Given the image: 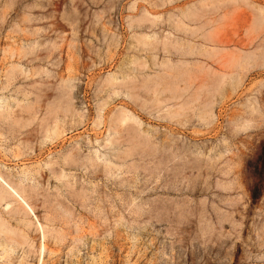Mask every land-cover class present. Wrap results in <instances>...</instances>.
Segmentation results:
<instances>
[{"label":"rangeland","instance_id":"obj_1","mask_svg":"<svg viewBox=\"0 0 264 264\" xmlns=\"http://www.w3.org/2000/svg\"><path fill=\"white\" fill-rule=\"evenodd\" d=\"M0 175V264H264V0H0Z\"/></svg>","mask_w":264,"mask_h":264},{"label":"bare ground","instance_id":"obj_2","mask_svg":"<svg viewBox=\"0 0 264 264\" xmlns=\"http://www.w3.org/2000/svg\"><path fill=\"white\" fill-rule=\"evenodd\" d=\"M18 70H16V68H12L10 70L7 71L6 73V79L8 81V83L10 81H12V79L15 77V75L17 74ZM6 106H8V103L6 104ZM6 106L3 108V112H5L6 110ZM11 116L14 118V119H18L19 117L18 116H14L13 113H11ZM2 182V185H3V189L9 194V195H12L16 198H18L20 201H22L24 203V205L32 212V208L29 206V204L26 202L25 198L23 197V193L21 190H19V188L13 186L10 182H8L7 180H5L1 175H0V183ZM6 192H4L3 190H0V199L1 200H5L6 199ZM38 226L39 228H37L39 231L42 232V236H43V239L45 237V233H44V228L42 226V224L38 221ZM0 228L4 231H9V232H12L10 230H7L5 229L4 227V224L0 221ZM12 243H9V245L13 244L11 247H16V246H21L23 244H26L28 247L30 246L28 240L26 239L25 235H23V233L21 235H17L16 236V239H13L11 241ZM44 253V245H42V248H41V251H40V256L43 255ZM40 263H42V260L40 259Z\"/></svg>","mask_w":264,"mask_h":264},{"label":"crops","instance_id":"obj_3","mask_svg":"<svg viewBox=\"0 0 264 264\" xmlns=\"http://www.w3.org/2000/svg\"><path fill=\"white\" fill-rule=\"evenodd\" d=\"M184 16H187L188 14H190L188 11H184L182 13ZM137 42H139V39L137 40ZM243 128H245V124L242 126Z\"/></svg>","mask_w":264,"mask_h":264}]
</instances>
